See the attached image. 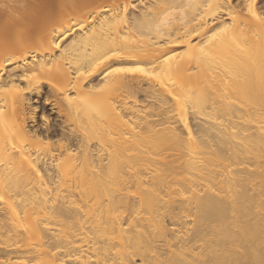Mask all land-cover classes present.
<instances>
[{"label":"bare ground","instance_id":"6f19581e","mask_svg":"<svg viewBox=\"0 0 264 264\" xmlns=\"http://www.w3.org/2000/svg\"><path fill=\"white\" fill-rule=\"evenodd\" d=\"M130 1L0 2L46 22L17 58L2 35L0 264H264L261 0L205 46L226 0ZM45 87L64 122L28 130L23 91Z\"/></svg>","mask_w":264,"mask_h":264},{"label":"rangeland","instance_id":"374dc122","mask_svg":"<svg viewBox=\"0 0 264 264\" xmlns=\"http://www.w3.org/2000/svg\"><path fill=\"white\" fill-rule=\"evenodd\" d=\"M3 0H0V2ZM245 0H226V6L228 7L227 10L224 11L223 14H221L218 23L214 25V27L209 30V32L206 34L205 37L203 38H197L192 40V45L193 46H205L206 44L216 41L219 39V37L222 35L223 29L225 27H228L233 24V20L235 15L227 16V14L231 11H234L237 14H243V15H249V7L244 2ZM143 6V3H141V0H131L129 2L128 10L131 13H137L139 11V8ZM257 8L264 14V0H261L259 3H257ZM0 47L3 42V40L9 39L7 37H4L2 35H5L6 33L11 34V41H13L15 44L8 49L5 50V53L8 55L9 59L17 58L23 54V50L20 48V42H21V35L25 33L23 30V27L21 25H18L16 22H7L0 18ZM25 22V21H24ZM46 25V22L42 21H36L31 24L29 29L25 34L28 35L29 38L32 39L33 43H37L40 38L45 34V31L43 30V26ZM79 34V32L76 33V35ZM6 36V35H5ZM185 50V47L180 46L175 49L176 52L181 53ZM59 53L58 50L55 51V54ZM33 59L30 57H26L24 61L18 62L17 64L10 65L5 67V76L9 75L10 72L14 73V68L17 65H22L24 62H31ZM27 63V65L29 64ZM140 68L137 65H132V64H119L115 65L112 67L113 72L117 74H124L126 76H137L139 74ZM133 70V71H130ZM13 71V72H12ZM9 72V73H7ZM18 75H20V72H15ZM20 73V74H19ZM219 73V72H217ZM16 74V75H17ZM212 74V73H211ZM216 76L218 74H215ZM213 76V75H212ZM211 76V77H212ZM214 76V78H216ZM101 76L98 77L97 82H99L101 79ZM210 77V75H209ZM210 77V78H211ZM219 77V75H218ZM217 79V78H216ZM219 79H221L219 77ZM18 80V79H17ZM215 80V79H214ZM211 81H213L211 79ZM217 81V80H216ZM16 86H20L21 88L25 87V84L23 82H18L16 81ZM40 95H37V92H28V91H23V98H24V117H25V122L28 130H32L34 128L37 129H43L45 125L51 124L52 126H58L64 122L63 118L61 119L60 116L56 113H52L50 111V108L44 104V101L46 99V96L50 95L48 88H43L40 91ZM137 99L139 101H145L144 105H148L149 99L146 98L144 94L138 95ZM134 101H132L133 103ZM35 112L36 113V122L33 123L32 121V116L30 115L31 113ZM45 112V113H44ZM43 116V118H42ZM48 116V117H47ZM63 121V122H62ZM2 207V205H1ZM4 207V205H3ZM15 261V260H13ZM12 261V262H13Z\"/></svg>","mask_w":264,"mask_h":264},{"label":"snow or ice","instance_id":"6c2138e0","mask_svg":"<svg viewBox=\"0 0 264 264\" xmlns=\"http://www.w3.org/2000/svg\"><path fill=\"white\" fill-rule=\"evenodd\" d=\"M130 71H133V70H130Z\"/></svg>","mask_w":264,"mask_h":264}]
</instances>
